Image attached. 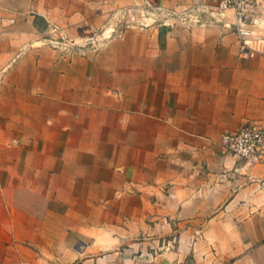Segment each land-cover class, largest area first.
<instances>
[{
	"label": "crops",
	"instance_id": "crops-1",
	"mask_svg": "<svg viewBox=\"0 0 264 264\" xmlns=\"http://www.w3.org/2000/svg\"><path fill=\"white\" fill-rule=\"evenodd\" d=\"M217 2L0 0V264H264V155L219 145L264 125V0L252 53Z\"/></svg>",
	"mask_w": 264,
	"mask_h": 264
},
{
	"label": "built area",
	"instance_id": "built-area-1",
	"mask_svg": "<svg viewBox=\"0 0 264 264\" xmlns=\"http://www.w3.org/2000/svg\"><path fill=\"white\" fill-rule=\"evenodd\" d=\"M253 0H218L217 6L210 12L222 14L225 9H231L235 16V31L238 35L241 50L245 53H252L254 47L250 45L253 32L251 27L259 22L257 16L248 14L249 7ZM161 8L154 4L153 8ZM170 13L178 15L181 20H190L191 22L199 21V16L191 13L189 10L175 11ZM106 31L108 32L106 34ZM120 29L109 27V30H101L98 33L80 35L78 38L68 37L62 34L60 28L52 25L49 28V34L46 40L54 46L58 47H73L74 49L95 48L98 47L100 41L110 35L116 34ZM220 147L227 152L245 158L248 161L254 162L260 160L264 155V125L258 122H247L237 129L232 131H223L219 136ZM222 264V262H220Z\"/></svg>",
	"mask_w": 264,
	"mask_h": 264
},
{
	"label": "rangeland",
	"instance_id": "rangeland-1",
	"mask_svg": "<svg viewBox=\"0 0 264 264\" xmlns=\"http://www.w3.org/2000/svg\"><path fill=\"white\" fill-rule=\"evenodd\" d=\"M93 33H98V32H92L91 34H93ZM73 38H78V39H79V37H78V36H75V37H73Z\"/></svg>",
	"mask_w": 264,
	"mask_h": 264
}]
</instances>
